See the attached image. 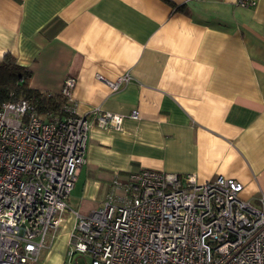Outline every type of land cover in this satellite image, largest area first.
Here are the masks:
<instances>
[{"label":"crops","instance_id":"crops-1","mask_svg":"<svg viewBox=\"0 0 264 264\" xmlns=\"http://www.w3.org/2000/svg\"><path fill=\"white\" fill-rule=\"evenodd\" d=\"M6 53L32 71L35 88L60 93L75 78L77 115L123 116L120 129L90 127L72 210L101 207L114 180L142 169L235 178L241 197L260 205L264 0H0V60ZM126 74L117 89L99 78ZM68 213L31 264H71Z\"/></svg>","mask_w":264,"mask_h":264},{"label":"built area","instance_id":"built-area-1","mask_svg":"<svg viewBox=\"0 0 264 264\" xmlns=\"http://www.w3.org/2000/svg\"><path fill=\"white\" fill-rule=\"evenodd\" d=\"M236 3L254 7L258 0ZM99 78L117 89L130 76ZM74 85L65 79L62 116L45 118L26 99L0 106V264L38 261L46 239L67 223L65 212L75 219L71 264H264V198L259 206L243 199V184L221 174L200 183L194 173L142 169L114 180L101 207L86 215L72 210L90 127L120 129L123 122L100 108L93 120L77 115Z\"/></svg>","mask_w":264,"mask_h":264},{"label":"trees","instance_id":"trees-1","mask_svg":"<svg viewBox=\"0 0 264 264\" xmlns=\"http://www.w3.org/2000/svg\"><path fill=\"white\" fill-rule=\"evenodd\" d=\"M32 75L27 66L17 63L11 53H6L0 60V106L4 102L26 99L45 118L67 114L68 98L61 92L52 93L31 86Z\"/></svg>","mask_w":264,"mask_h":264},{"label":"rangeland","instance_id":"rangeland-1","mask_svg":"<svg viewBox=\"0 0 264 264\" xmlns=\"http://www.w3.org/2000/svg\"><path fill=\"white\" fill-rule=\"evenodd\" d=\"M119 193L120 194H123V191H119ZM64 215L68 217L70 214L68 212H65ZM51 232H52V230H49V233H51ZM79 264H84V262L81 259H79Z\"/></svg>","mask_w":264,"mask_h":264}]
</instances>
